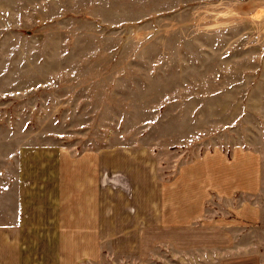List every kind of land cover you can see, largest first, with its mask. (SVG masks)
<instances>
[{"label": "rangeland", "instance_id": "374dc122", "mask_svg": "<svg viewBox=\"0 0 264 264\" xmlns=\"http://www.w3.org/2000/svg\"><path fill=\"white\" fill-rule=\"evenodd\" d=\"M18 141L185 184V248L121 264H264V0H0V175Z\"/></svg>", "mask_w": 264, "mask_h": 264}, {"label": "crops", "instance_id": "0c3cea01", "mask_svg": "<svg viewBox=\"0 0 264 264\" xmlns=\"http://www.w3.org/2000/svg\"><path fill=\"white\" fill-rule=\"evenodd\" d=\"M185 194L144 146L18 141L2 153L0 264H121L182 250L194 219Z\"/></svg>", "mask_w": 264, "mask_h": 264}]
</instances>
